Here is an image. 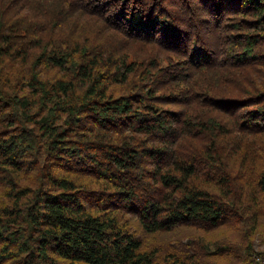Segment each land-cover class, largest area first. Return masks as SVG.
Wrapping results in <instances>:
<instances>
[{"label": "trees", "instance_id": "16d2710c", "mask_svg": "<svg viewBox=\"0 0 264 264\" xmlns=\"http://www.w3.org/2000/svg\"><path fill=\"white\" fill-rule=\"evenodd\" d=\"M257 259L264 0H0V264Z\"/></svg>", "mask_w": 264, "mask_h": 264}, {"label": "rangeland", "instance_id": "374dc122", "mask_svg": "<svg viewBox=\"0 0 264 264\" xmlns=\"http://www.w3.org/2000/svg\"><path fill=\"white\" fill-rule=\"evenodd\" d=\"M257 249V248H256ZM249 264H261V262L259 261V259H257L256 261H254L253 263H249Z\"/></svg>", "mask_w": 264, "mask_h": 264}]
</instances>
